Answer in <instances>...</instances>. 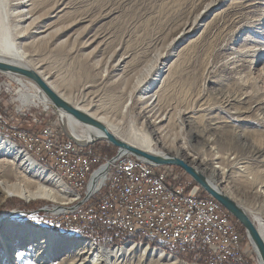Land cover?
<instances>
[{
  "label": "rangeland",
  "instance_id": "1",
  "mask_svg": "<svg viewBox=\"0 0 264 264\" xmlns=\"http://www.w3.org/2000/svg\"><path fill=\"white\" fill-rule=\"evenodd\" d=\"M35 5L42 17L52 16L54 10L62 12L54 32L24 46L29 69L36 66L50 81L59 83V91L71 102L85 104L120 125L117 133L123 127H134L146 134L150 132L136 116V103L125 113L121 107L129 91L138 95L135 87L145 69L154 66L150 72L156 77L158 69L168 71L164 73L167 78L158 79L153 87L159 97L155 108L174 115L164 142L194 151L199 161H191L185 150H179L176 157L188 161L214 185L231 187L234 201L264 221V197L258 191H264V0H36ZM60 33L61 38L52 43V37ZM10 77L0 72V132L6 134L5 128L35 130L28 118L10 119L14 108L22 104L19 95L35 93L30 81L24 79L27 89H21ZM23 105L38 108L32 112H41L44 117L43 103ZM48 111L47 119L55 123L60 112L52 107ZM61 128L69 136L65 121ZM96 142L104 141L87 146L91 148ZM151 149L162 155L172 153L154 141ZM214 165L223 168V178L219 169L205 170ZM156 167L173 168L184 184V171L174 166ZM47 203L55 202L0 199L1 264H70L76 254L69 250L68 242H91L106 249L121 247L91 240H62L57 233L61 229L41 223L43 214L21 215ZM28 220H36L39 227L29 225ZM27 228L54 233L58 240L47 245L19 233ZM242 246L243 264H257L248 239ZM37 250L45 251L40 261ZM175 258L184 264H197ZM107 264L155 263L130 255L109 258Z\"/></svg>",
  "mask_w": 264,
  "mask_h": 264
},
{
  "label": "built area",
  "instance_id": "2",
  "mask_svg": "<svg viewBox=\"0 0 264 264\" xmlns=\"http://www.w3.org/2000/svg\"><path fill=\"white\" fill-rule=\"evenodd\" d=\"M48 108V103L41 106L43 117L41 112H32L38 108L21 104L14 108L11 121L28 118L36 129L4 130L12 139L23 140L43 163L67 174L68 183L79 193L80 207L60 211L47 203L22 216L41 213V223L57 226L65 234L94 223L105 231L119 229L138 237L139 232H148L154 240L181 248L183 253L201 244L209 254L207 264L244 263L241 236L217 201L199 198V187L187 189L180 173L171 167L152 166L127 152L111 157L97 153L87 146L90 139L80 125L83 135L69 128L68 136L61 128L63 114L57 113L59 119L51 123Z\"/></svg>",
  "mask_w": 264,
  "mask_h": 264
},
{
  "label": "bare ground",
  "instance_id": "3",
  "mask_svg": "<svg viewBox=\"0 0 264 264\" xmlns=\"http://www.w3.org/2000/svg\"><path fill=\"white\" fill-rule=\"evenodd\" d=\"M35 2L36 0H0V61L29 68L31 65L28 63L29 61L24 51V46L33 45L36 40L45 39L56 30L57 26L55 22L59 19L58 17L62 10H54L52 16L46 15L42 17L40 16L41 9L35 5ZM52 7L54 9L57 8L54 5H52ZM49 20L53 21L48 22ZM62 35L63 34L60 33L59 35L52 37L51 42L53 43L59 40ZM154 68V66H151L149 71L146 69L144 70L145 72L143 71V79H141L135 87L138 88V95H134L132 91H129L125 96L124 105L121 107V113H125L131 104L134 105V103H136V116L149 130L150 134H146L144 131L134 127H123L122 130L117 133V129L121 127L120 125L108 120L104 114H96L95 111L89 109L85 104L71 102L69 97L59 91L58 82L50 81L42 71L37 70L36 66L33 67V70L35 69L34 71L63 100L71 103V105L78 110L85 112L92 118L103 123L108 130L120 140L149 154L166 156V154L162 155L161 152H154L151 149V144L154 141L163 146L167 150V153L172 152L170 153L171 157H176L177 152L179 150L184 151L185 147L177 145L173 146L171 143L164 142L166 140L165 136L171 132L172 127L170 126V123L174 115L167 111H159L155 108L159 101V97L157 95L158 90L154 91L153 88L154 84L159 82L157 81L158 79L161 78V80H164L167 78L168 69L166 70L167 72L158 69L156 77L151 76L150 72L151 70L153 71ZM164 73L167 74L164 76ZM10 78L21 89H27L26 84L23 82L24 79L15 75H11ZM32 87L35 90V93L24 91L19 95L18 100L22 104H32L36 106L43 103L45 106L46 103L39 94L38 89L33 84ZM63 119L73 134L77 136L84 134L82 131L79 133L75 131V126L79 127L76 120L65 114H63ZM177 122L181 123L179 120ZM2 136L8 137L3 138ZM94 136L99 137L101 136V133L96 131L94 132ZM185 152L187 155L191 156V161H199L194 151L187 148ZM185 162L194 167L188 161ZM213 169H219L221 171L219 175L221 178L224 177L225 171L219 165L205 168L206 171L211 172H214ZM198 171L201 172L200 170ZM203 175L206 176L205 174ZM208 181L215 189L221 191L233 201L236 200L234 190L231 189V187L225 185L224 187L220 186V188L219 186L214 185L209 179ZM258 191H261V195L264 197V191L261 189ZM7 197H18L27 201L33 199H46L55 202L52 204V207L59 208L60 211H70L73 208L80 207L79 193L72 184L68 183L67 174H63V172L54 165L43 163V160L40 157H37L34 152L29 150V147L24 144L23 140L12 139L11 135L0 132V199ZM246 214L248 217L250 216L249 218L252 219L251 221L264 241V221H262L257 214L250 215V213L247 212ZM19 233H23L25 236H29V238L40 240L41 243L47 245L58 240V237L54 233H45L29 228L22 229ZM134 235L138 236V234ZM139 237L151 240L154 239V235H148V232H139ZM66 244L69 250L76 254L70 264H107L109 258L130 255L138 256L141 259L144 258L151 260L155 264H184L178 261L175 257L166 255L162 251L150 250L146 245H138L132 242L112 249L96 248L91 242H68ZM165 244L169 245L168 243ZM1 245H4V240ZM177 249L183 252V249ZM43 252L45 251L40 252L37 250L36 252V256H40L38 259L39 261L44 258V256L41 255ZM1 262L2 260L0 259V264ZM41 264H43V262H41Z\"/></svg>",
  "mask_w": 264,
  "mask_h": 264
},
{
  "label": "water",
  "instance_id": "4",
  "mask_svg": "<svg viewBox=\"0 0 264 264\" xmlns=\"http://www.w3.org/2000/svg\"><path fill=\"white\" fill-rule=\"evenodd\" d=\"M0 72L15 75L30 81L38 89L43 100L53 109L62 114L68 115L78 122L90 139L87 144H91L95 141H104L116 147L118 152H127L136 159L146 162L152 166H174L183 170L197 184L198 187H200L208 196L217 201L234 219L237 220L238 223L242 225L245 230L246 237L256 256V263L264 264V241L251 219L240 205L227 195L223 194L221 191L215 189L209 183L207 177L197 169L188 165L182 159L167 155L155 156L120 140L113 135L103 123L63 100L32 69L0 61ZM96 131L100 132L101 136H94V132ZM23 214L28 213L24 212Z\"/></svg>",
  "mask_w": 264,
  "mask_h": 264
},
{
  "label": "trees",
  "instance_id": "5",
  "mask_svg": "<svg viewBox=\"0 0 264 264\" xmlns=\"http://www.w3.org/2000/svg\"><path fill=\"white\" fill-rule=\"evenodd\" d=\"M91 148L94 149L96 152L105 154L106 156H112L116 153V148L104 143V142H96L91 145ZM175 170H178L180 172H183L180 168L176 167ZM184 184L187 189H190L192 186H197V184L187 175L184 173L183 178ZM198 197L204 198V199H213L210 196H208L200 187L198 191ZM214 200V199H213ZM7 206V204H5ZM27 206V205H26ZM222 207V206H221ZM223 208V207H222ZM224 209V208H223ZM224 211H226L224 209ZM227 212V211H226ZM229 218L233 221L235 224L241 239L243 243H247V237L244 228L240 223L237 222L236 219H234L228 212H227ZM29 225H34L36 227L38 226V222L36 220H28L27 221ZM50 228V227H49ZM42 230H48L46 228H41ZM53 230L58 231V229ZM58 236L63 240H91L94 242H103L107 243L109 245H118L122 246L123 244L127 242H133V243H140V244H147L149 247L154 249H160L165 254H170L178 259H182L186 263H197V264H205L207 262V259L209 258V254L204 246L201 244L194 245L192 247H189L186 252H181L177 248H173L163 242H159L154 239H146L138 237L134 234L126 233L119 229H113L110 231H105L102 226L98 223H94L87 228H85L82 232H79L78 234L71 233V234H65L62 231H58ZM75 234V235H74ZM70 235V236H69Z\"/></svg>",
  "mask_w": 264,
  "mask_h": 264
}]
</instances>
